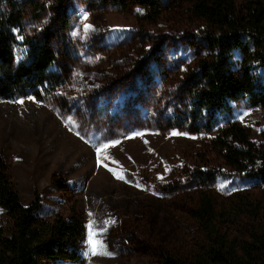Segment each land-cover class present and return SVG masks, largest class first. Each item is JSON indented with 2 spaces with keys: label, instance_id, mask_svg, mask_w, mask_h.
<instances>
[{
  "label": "rangeland",
  "instance_id": "obj_1",
  "mask_svg": "<svg viewBox=\"0 0 264 264\" xmlns=\"http://www.w3.org/2000/svg\"><path fill=\"white\" fill-rule=\"evenodd\" d=\"M37 1L44 12L34 18L26 6L25 33L51 31V68L64 84L43 100L0 99V159L21 201L39 199L38 218L79 215L86 225L80 260L38 264H162V252L187 258L205 244L189 215L199 190L213 195L230 238L264 226V183L232 172L211 135L194 131L190 92L208 51L205 25L186 1L163 2L154 20L133 4ZM244 61L240 49L231 51L234 73ZM252 66L263 81V65ZM225 119L264 141V109L234 101ZM104 144L114 146L98 165L96 148ZM90 223L111 255L86 254Z\"/></svg>",
  "mask_w": 264,
  "mask_h": 264
},
{
  "label": "trees",
  "instance_id": "obj_2",
  "mask_svg": "<svg viewBox=\"0 0 264 264\" xmlns=\"http://www.w3.org/2000/svg\"><path fill=\"white\" fill-rule=\"evenodd\" d=\"M167 0H100L126 9L141 7L146 19L158 18ZM202 20L203 46L208 55L199 63L190 92L194 131L211 135L209 143L221 153L223 164L235 174L264 183V141L255 142L248 128L225 117L232 102L264 109V80L256 75L252 62L264 67V0H183ZM26 6L38 18L45 6L37 0H0V99L32 97L43 100L63 84L61 73L52 69L56 55L51 31L28 37L24 28ZM67 22L63 23V28ZM241 50L245 61L236 74L230 54ZM21 57L16 58V53ZM250 62V63H249ZM222 120V123H219ZM214 171L206 172L212 179ZM58 188L62 186L55 183ZM189 215L199 224L205 244L187 258L160 255L162 264H264V226L252 229L236 240L222 230V213L210 192L199 190ZM39 199L24 204L0 159V264H38L80 260V244L86 232L81 216H56L42 220L35 214Z\"/></svg>",
  "mask_w": 264,
  "mask_h": 264
},
{
  "label": "snow or ice",
  "instance_id": "obj_3",
  "mask_svg": "<svg viewBox=\"0 0 264 264\" xmlns=\"http://www.w3.org/2000/svg\"><path fill=\"white\" fill-rule=\"evenodd\" d=\"M84 19H87L85 16ZM91 26L85 24L84 28L85 30H88ZM31 99V98H30ZM18 103H23V101H17ZM70 131L73 130L72 128L69 129ZM173 135H176L177 133H172ZM114 146V144H104L101 145L100 147L96 148V153H97V161L98 165L101 163L102 160V153L106 151L109 147ZM103 159H108V157L103 156ZM115 163V162H114ZM109 171H113V174L116 176L117 179H123V174L122 172H116L113 169H109ZM223 188V185L221 186ZM99 235V233H96L95 231L92 230L91 223L89 225V237H88V251L86 254L88 255H100V254H106V255H111L110 253L106 252L105 246L101 240H98L96 237Z\"/></svg>",
  "mask_w": 264,
  "mask_h": 264
}]
</instances>
